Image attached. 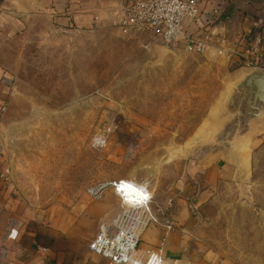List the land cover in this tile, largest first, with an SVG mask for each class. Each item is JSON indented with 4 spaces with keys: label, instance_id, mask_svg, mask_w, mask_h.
Instances as JSON below:
<instances>
[{
    "label": "rangeland",
    "instance_id": "374dc122",
    "mask_svg": "<svg viewBox=\"0 0 264 264\" xmlns=\"http://www.w3.org/2000/svg\"><path fill=\"white\" fill-rule=\"evenodd\" d=\"M30 37L20 63L11 65L0 113V160L7 179L46 222L75 223L79 239L94 231L84 215L89 193L112 205V184L124 178L164 190L181 164L184 175L185 162L196 168L212 163L185 159L214 144L213 126L223 119L226 96L245 67L231 64L227 52L218 55L211 47L197 55L161 45L145 50L110 30ZM262 130L236 151L247 156L246 172L227 175L201 206L194 195L204 189L202 176L189 177L187 231L193 249L203 254L197 260L264 264V121ZM216 155L227 158L225 150ZM110 208L107 222L131 210L118 203Z\"/></svg>",
    "mask_w": 264,
    "mask_h": 264
},
{
    "label": "crops",
    "instance_id": "0c3cea01",
    "mask_svg": "<svg viewBox=\"0 0 264 264\" xmlns=\"http://www.w3.org/2000/svg\"><path fill=\"white\" fill-rule=\"evenodd\" d=\"M131 1L0 0V104L6 101L10 93V79L13 78L11 65L20 63L21 55L30 45L32 34L39 32L40 40L59 31L87 33L110 30L118 34L121 9ZM198 1L203 10L194 21L185 25L186 35H209L225 39L228 42L227 60L231 64L244 65L245 58L254 61L257 69L264 70V0ZM214 10L218 11L220 17H213ZM127 37L135 39L142 48L149 42L142 31ZM221 125L222 120L213 126L215 134ZM262 128L263 121L255 122L251 133L238 143L237 150L261 136ZM242 156L240 152L237 153L233 160L237 162H233L230 168L226 164L228 159L217 155L197 153L187 157L186 161L212 160V163L200 165L197 162L199 168H196L192 162H185L184 175H181V164L179 173L174 176V184L164 190H154L134 178L122 179L147 188L151 196L150 211L156 218V223H150L142 232L138 250L160 254L166 264H207L196 259L202 253L193 249L190 244L193 237L187 231L192 210L188 179L195 173L202 176L204 189L194 195L201 206L209 197L211 188L227 178V175H234L239 166H243L242 170L246 172L244 161L239 162L245 159ZM222 161L223 165L220 164ZM3 168L0 160V249L3 264H110L108 260L87 251L90 243L87 244V239L96 235L101 222L111 219L113 214L110 206H114V203L126 206L128 203L121 201L115 193L116 200L112 201V205L106 202L105 196L89 193L84 215L94 226V231L78 239L76 235L79 227L75 223L72 227H66L55 220L46 222L44 215H39V207L27 201L17 185L2 173ZM167 223L171 225L170 230L165 228ZM11 231L16 232L14 239L9 238ZM82 245L87 247L83 249ZM40 248H46L47 252H41Z\"/></svg>",
    "mask_w": 264,
    "mask_h": 264
},
{
    "label": "built area",
    "instance_id": "2783aa9c",
    "mask_svg": "<svg viewBox=\"0 0 264 264\" xmlns=\"http://www.w3.org/2000/svg\"><path fill=\"white\" fill-rule=\"evenodd\" d=\"M202 10L198 0H132L121 9L119 31L126 37L136 32H145L149 42L143 45V49L161 45L180 47L187 53L201 55L214 47L218 55L228 53V42L225 39L209 35H186L185 25L194 21ZM213 17H220L217 10L213 11ZM244 60L245 66L257 68L254 61ZM4 105L0 104V113ZM2 173L7 175V168ZM112 187L121 201L130 202L128 206H131V210H124L110 222L101 223L88 250L108 260L110 264H166L160 254L138 250L142 232L150 223H156L149 207V192L143 186L123 180L113 183ZM165 228L170 230L171 225L167 223ZM15 235L16 232L11 231L9 238L14 239ZM40 251L47 252V249L40 248ZM0 264H3L1 252Z\"/></svg>",
    "mask_w": 264,
    "mask_h": 264
},
{
    "label": "water",
    "instance_id": "95a60500",
    "mask_svg": "<svg viewBox=\"0 0 264 264\" xmlns=\"http://www.w3.org/2000/svg\"><path fill=\"white\" fill-rule=\"evenodd\" d=\"M242 69L241 77L236 76V82L226 96L221 117L222 125L215 134L214 144L203 147V150L195 152L196 154L211 156L225 150L228 161L233 165V162H237L233 160L237 155L238 143L251 133V127L255 122L264 121V70L246 66ZM242 155L245 159L239 162L244 161L247 168V156L244 153Z\"/></svg>",
    "mask_w": 264,
    "mask_h": 264
},
{
    "label": "bare ground",
    "instance_id": "6f19581e",
    "mask_svg": "<svg viewBox=\"0 0 264 264\" xmlns=\"http://www.w3.org/2000/svg\"><path fill=\"white\" fill-rule=\"evenodd\" d=\"M241 75H242V73H239V74H238V76H237V78H240V77H241ZM124 182H125V181H124ZM119 198H120V197H119ZM126 203H128V205H129V203H130V202H128V200H127V202H126Z\"/></svg>",
    "mask_w": 264,
    "mask_h": 264
}]
</instances>
